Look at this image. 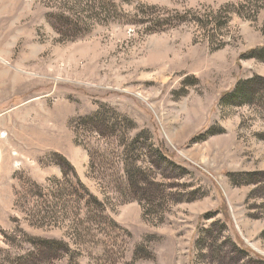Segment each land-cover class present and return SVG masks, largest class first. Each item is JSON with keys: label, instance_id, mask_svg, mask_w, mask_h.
Masks as SVG:
<instances>
[{"label": "rangeland", "instance_id": "obj_1", "mask_svg": "<svg viewBox=\"0 0 264 264\" xmlns=\"http://www.w3.org/2000/svg\"><path fill=\"white\" fill-rule=\"evenodd\" d=\"M263 46L264 0H0V264H264Z\"/></svg>", "mask_w": 264, "mask_h": 264}, {"label": "trees", "instance_id": "obj_2", "mask_svg": "<svg viewBox=\"0 0 264 264\" xmlns=\"http://www.w3.org/2000/svg\"><path fill=\"white\" fill-rule=\"evenodd\" d=\"M242 58L243 59H246V60L254 59V60H258V61L264 62V46L249 51L248 53H246L245 55H243ZM249 83H251V82H248L247 84H249ZM242 87H244V86H243L242 83H240L239 84V87H237L236 90H234L233 92H230L228 94H225L223 96V100L232 98V96H236V95L239 96V97L240 96L245 97L246 94H245V92H243L244 91V88L242 90Z\"/></svg>", "mask_w": 264, "mask_h": 264}]
</instances>
